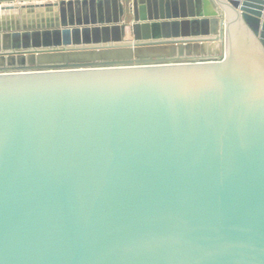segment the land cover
I'll use <instances>...</instances> for the list:
<instances>
[{"label": "water", "instance_id": "obj_1", "mask_svg": "<svg viewBox=\"0 0 264 264\" xmlns=\"http://www.w3.org/2000/svg\"><path fill=\"white\" fill-rule=\"evenodd\" d=\"M2 2L0 264H264V0Z\"/></svg>", "mask_w": 264, "mask_h": 264}, {"label": "rangeland", "instance_id": "obj_2", "mask_svg": "<svg viewBox=\"0 0 264 264\" xmlns=\"http://www.w3.org/2000/svg\"><path fill=\"white\" fill-rule=\"evenodd\" d=\"M47 1L45 0H33V1H18L15 0L13 5H30V4H37V3H46ZM1 6H8L9 4H7L6 2H2L0 3ZM49 13H52L48 10L45 9H37L34 11H28V10H22V11H9V12H0V26L2 24H6L9 22L12 23H17L18 19H19V15L22 16L23 20H24V25L26 27H32V28H36L37 25H39V23L41 24H47L50 23V21H52V18H48ZM37 18V22H28V19L30 20L32 18ZM51 15V14H50ZM52 16L54 17V13L52 14ZM51 16V17H52ZM26 21L28 22V24L26 23ZM40 21V22H39ZM9 42L8 38H2L0 39V44H6ZM198 45V46H197ZM166 46V47H165ZM158 48H154V47H141V48H137L136 50H134V52H129V51H125L122 52V50H120V52H115L113 53V56L117 57V56H126L127 54L129 56H131V59L137 60L140 58L143 59H149V58H153V59H158V58H170V57H176L177 55L174 54L172 49V47H169L167 45H163V46H157ZM176 49V48H175ZM190 51L192 55H195L197 57H201V56H211V58L209 60H218L215 59L218 56H225L226 54V43H224V41H214V42H198V43H193L190 44ZM0 52H3V50ZM1 61V59H0Z\"/></svg>", "mask_w": 264, "mask_h": 264}, {"label": "crops", "instance_id": "obj_3", "mask_svg": "<svg viewBox=\"0 0 264 264\" xmlns=\"http://www.w3.org/2000/svg\"><path fill=\"white\" fill-rule=\"evenodd\" d=\"M27 1V0H26ZM28 1H33V0H28ZM45 1H47V2H53V1H55V0H45ZM46 2V3H47ZM122 2H123V5H124V7H125V16H124V22L126 23V24H131L132 22H133V20H132V16H131V14L129 13V11H128V6L130 5V3H131V0H122ZM45 10H47V9H45ZM57 9H55L54 10V16H56L57 14ZM50 14H53V13H49V15L48 16H51ZM127 38H132V35H131V32H130V29H128L127 30V36H126Z\"/></svg>", "mask_w": 264, "mask_h": 264}, {"label": "bare ground", "instance_id": "obj_4", "mask_svg": "<svg viewBox=\"0 0 264 264\" xmlns=\"http://www.w3.org/2000/svg\"><path fill=\"white\" fill-rule=\"evenodd\" d=\"M28 11H29V10H28ZM29 12H30V11H29ZM2 13H4V12H2ZM56 14H57V13H56ZM51 16H52V14H51ZM51 16H49L48 18H52L51 20L54 21L55 18H56V16H54V17H53V16L51 17ZM20 19L24 22V20H23V18H22L21 15H19V19H18V21H19ZM37 21H38L37 18H33V15H32V18H31L30 20L28 19V22H31V23H32V22H37ZM28 22L26 21L27 24H28ZM39 22H40V21H39ZM3 25L10 26V25H13V23H12V22H9V23L3 24Z\"/></svg>", "mask_w": 264, "mask_h": 264}]
</instances>
